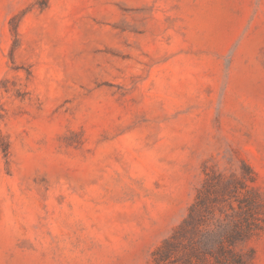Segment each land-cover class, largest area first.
I'll return each instance as SVG.
<instances>
[{"label": "rangeland", "instance_id": "1", "mask_svg": "<svg viewBox=\"0 0 264 264\" xmlns=\"http://www.w3.org/2000/svg\"><path fill=\"white\" fill-rule=\"evenodd\" d=\"M243 163L264 203V0H0V264H156Z\"/></svg>", "mask_w": 264, "mask_h": 264}, {"label": "trees", "instance_id": "2", "mask_svg": "<svg viewBox=\"0 0 264 264\" xmlns=\"http://www.w3.org/2000/svg\"><path fill=\"white\" fill-rule=\"evenodd\" d=\"M45 5L46 3L41 4ZM255 180V173L247 163H243V170L239 175L206 171L205 179L197 189L187 215L153 251L154 263L240 264V256L233 246L250 237L258 228L255 214H264L260 193L250 183ZM233 200L238 204L237 209ZM214 201L227 202L232 213L217 219L215 227H211L206 215Z\"/></svg>", "mask_w": 264, "mask_h": 264}]
</instances>
